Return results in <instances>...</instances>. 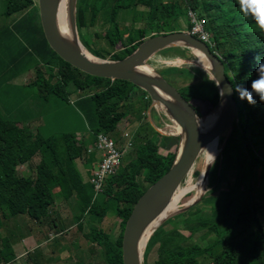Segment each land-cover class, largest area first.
<instances>
[{"label":"trees","instance_id":"trees-1","mask_svg":"<svg viewBox=\"0 0 264 264\" xmlns=\"http://www.w3.org/2000/svg\"><path fill=\"white\" fill-rule=\"evenodd\" d=\"M122 9L132 14L130 23L118 20ZM188 10L203 20L213 44L211 50L214 46L218 49L233 87L239 119L236 135L227 139L210 168L207 195L171 218L179 219L189 235L176 228L156 229L147 242L144 259L157 244L153 264H264V222H260L259 211L252 203L254 195L247 179L254 177L256 167L264 180V102L256 97L257 102L249 104L234 90L237 83L248 87L256 77L257 58L264 60V32L250 16L241 13L238 0H77L78 36L93 55L120 59L148 36L182 30L181 16H187ZM0 15L15 16L8 24L11 29L8 25L0 28V76L7 83L34 70L33 79L26 83L31 89L26 98L28 104H21L29 109L28 113L24 114L23 107L18 105L15 114L4 116L0 108V216L26 214L41 221L50 217L56 194L66 199L76 194L78 197L81 191L76 193L72 182L77 173L69 169V163L78 158H85V164L96 161L91 148L94 149L97 134L103 132L119 141V123L138 106L140 111L135 117L144 120L140 125L144 136L139 132L132 135V149L124 154L118 171L106 178L99 192L101 201H95L101 209H96L92 201L88 205L79 203L81 213L77 217L81 220L87 210L85 214L94 216L98 225L110 212L120 219L115 237L100 226L88 227L90 240L101 247L104 264H123L121 242L125 222L141 194L170 167L178 140L160 136L153 129L146 114L150 98L145 91L126 80L89 75L60 58L44 36L34 0H6ZM186 21L189 29V17ZM96 25H100V31L95 32L96 46L91 47L83 30ZM183 52L180 50V55ZM160 72L169 82L177 76L193 79L177 88L200 116V105L211 109L217 103L218 89L206 71L198 69L194 78L191 71L177 67ZM78 91L84 94L71 100ZM69 102L76 104L88 122L91 135L86 140L76 132L43 136L38 129L31 131V122L39 120L51 103L60 106ZM151 115L153 118V111ZM172 139L176 144L167 149ZM36 155L39 160L33 173H20L18 167L30 163ZM71 172L75 174L71 176ZM261 189L256 195H261L264 186ZM216 190L217 195H212ZM204 203L211 204L209 215L200 207ZM196 234L206 241L204 245L193 241ZM4 248L8 249V243L0 247V256L7 261L9 258L2 256Z\"/></svg>","mask_w":264,"mask_h":264},{"label":"water","instance_id":"water-1","mask_svg":"<svg viewBox=\"0 0 264 264\" xmlns=\"http://www.w3.org/2000/svg\"><path fill=\"white\" fill-rule=\"evenodd\" d=\"M62 0H37L39 18L44 36L50 48L73 67L92 76L111 80H126L146 92L150 98L147 116L153 129L160 136L177 138V150L168 170L153 182L134 204L123 229L121 251L123 264H144L147 242L160 222L176 191L204 149L226 131L236 126L239 107L234 100V91L228 93L231 82L225 74L221 58L205 41L186 30L161 33L146 37L137 47L120 59L93 55L80 41L76 25L77 0H66V18L69 35L64 36L58 27V10ZM92 54L90 58L83 50ZM182 47L198 54L204 60L206 71L218 89V101L208 115L200 116L177 87L171 84L159 70L149 67L148 61L165 49ZM233 88V87H232ZM224 89V95H220ZM223 101V103H222ZM157 112L166 128L155 124L151 112ZM214 115L208 128H201V120ZM228 138L225 139L222 149ZM215 161V160H214ZM214 163V162H213ZM213 163L207 162L201 179L207 180ZM199 195L190 204L180 209L184 212L198 204ZM149 232L147 239L143 242Z\"/></svg>","mask_w":264,"mask_h":264},{"label":"rangeland","instance_id":"rangeland-1","mask_svg":"<svg viewBox=\"0 0 264 264\" xmlns=\"http://www.w3.org/2000/svg\"><path fill=\"white\" fill-rule=\"evenodd\" d=\"M34 2L37 4V0H34ZM5 6H6V0H0V13L4 11ZM183 16L187 18L188 20V17L186 15H182L181 17ZM14 17H15L14 15L10 17L0 15V28L2 27L5 28V26H7L8 24L11 25L12 21L14 20ZM131 18H132V14L128 12L126 9H122V11L120 12L118 16V19L124 20L122 21L124 23H130ZM10 25H8L7 28H10ZM181 26L180 28L182 30H186V29L188 30L187 24H181ZM83 31L85 35L86 33H88L87 35L89 38H86V39L89 41V45L91 47L96 46L94 43V40H92L91 38H93L95 32L100 31V25H96L94 27L84 29ZM149 34L150 33L148 32V35ZM100 42H102V40ZM180 50L184 51L183 55H180ZM212 51H214L219 56L217 47L214 46L212 48ZM197 55L198 54H196L195 52L193 53V51L189 49L185 50L182 47H174V48H169V50L166 49V50L158 52L152 58H150L147 65L159 71H164L165 69L170 68V67H177L179 69H184L185 72L186 70H189L192 73L191 78H194L198 75V69H201V70L206 69L205 64L201 62V60L199 59L200 58L199 55L198 56ZM33 77H34V70L27 71L19 75L18 77H16L14 80L9 81L7 83H5V78L3 76H0V108L4 116H10V113L15 114L16 111L14 108L18 107V105H20V107L22 106L21 104H24L25 106H27L29 99L26 100V98L31 95V89L26 85V83L31 81ZM191 81H193V79L177 76V78H174L170 82L175 87H181L185 85L187 82H191ZM82 94H84V92H81V91L73 93L70 99L75 101L76 98H78ZM22 100H24L23 103H22ZM196 104H198L197 101H196ZM22 107H23V110H22L23 113L24 114L28 113L29 109L25 108L24 106ZM137 109H138V106L133 108V112L131 113V116L124 119L121 125L120 124L119 125L121 126L120 128H123V129L125 128L124 131L125 130L128 131L129 133H131V135H135V133L137 134V132H139L141 136H144L145 130L140 128V125H142V123L144 124V120L139 121L137 117H135L137 116L136 112L140 111ZM199 109L203 113V117L212 112L211 111L212 109H207V107L204 105H200ZM30 112H31V116L34 115L33 111H30ZM37 119L39 120H35L34 122H31L30 124L31 131L34 133L38 129L43 136H48V135L59 133V132H76L77 134H79L78 136H82L84 137V140H86V138L89 135H91L90 127L88 125L87 120L85 119L83 115V112L77 108L76 104L71 103V102L63 103L60 106H56L54 105V103H51L50 106L48 107L47 112L42 114L41 117ZM164 128L166 127L164 126L163 129ZM236 130L237 128L234 125L230 130L224 132L218 138L217 140L218 152L215 156V159L218 156H220V154L222 153V146H223L225 139L235 136ZM121 137L124 138L122 135ZM124 144H125V141L123 139H119L118 141L119 147L123 148ZM175 144H176V141L173 140V142L169 144V147H167V149L171 148L172 146H175ZM88 147L90 148V145H88ZM131 149L130 148L127 149V152H129ZM91 152L93 153V156L98 157L97 150L91 148ZM38 160H39V156L38 155L34 156L31 162L27 163V165H20L18 167V171L20 173L23 172V173L32 174ZM84 161H85V158H78L74 161V163H71V162L69 163L70 164L69 169H71V171L75 169L77 173V174H75V172L70 173L71 176L75 174L72 178L75 192L79 194L81 191L82 196L77 197V194L76 195L74 194L75 196H70L69 198L66 199L64 195L56 194V203L51 210L50 217L42 219L41 221L47 222L48 220L51 223L52 218L56 220L58 218H61L62 221L67 218L66 221L62 222V224L67 223V225L69 226L70 224L68 222H70V220L74 221L72 218L75 216L78 217L81 213L79 203H81L82 205H88L89 201H92L94 202L96 209L98 210L101 209V207L96 203L98 202V200L101 201V195L99 194V192H96L94 190L92 184L89 181V177L91 176V171H93L92 169L95 170L97 168V163L95 161L89 160L88 163L85 164V169H84V166H83ZM206 165H207L206 149H204V151L200 154V156L196 160L191 171L188 173L185 180L182 182L181 188L196 185L203 171L205 170ZM253 172H254V177L252 178L248 177L247 179L250 180V185H249L251 188L250 193L254 195V200L252 203L258 209L259 211L258 218L260 222L263 224L264 222V191L261 192L260 196L256 194L262 191L261 188L264 186V180L258 176V169L256 167H253ZM222 185L224 188L226 187L225 182ZM194 188L188 191L187 193H185L181 197L178 203V207L173 211V213L168 215L167 218L163 219L160 222V224L156 227V229L160 228L162 230L171 231L173 228H176L179 232H181L185 236L189 235L188 231L182 229L183 226H181L182 223L180 222L179 219L177 221H173L171 218L177 214L183 213V212H180L179 210L187 206L188 204H190L193 200H195L196 197L199 195V192H202L203 196H206L207 192L210 190L207 180H204L199 187H194ZM199 188H201L202 191L199 190ZM245 190L248 191L246 188ZM217 193H218V190L212 192V195H217ZM93 207L94 206L92 207L90 206V209H92ZM200 207L202 208L203 213H206L209 215V213L211 212L210 203L201 204ZM85 213H87V210L84 211V216L82 217V219L74 223L75 224L81 223L82 229L86 235L89 234L88 225H94L97 228L98 226H100L104 230L110 232L111 237L116 236V234L119 231L120 219L116 217L114 213L112 212L108 213L99 225H98V222L95 221L94 216L90 214H85ZM21 216L25 217L33 224V225L30 223L23 224L21 227L22 230L26 232L28 231V229L34 227V223L36 220L31 219L26 214H21ZM71 225L73 224L71 223ZM51 226H52V223H51ZM73 231H75L73 234H77V235L79 234L81 238V242H82L84 240L82 238L83 232L82 231L78 232L75 229V226H73ZM52 232L50 235L53 234ZM44 239H46V242H45L46 246H48L50 249H52L53 246H56L55 240H53L54 238H50V236H48L47 233L45 234V237L43 236V240ZM193 241H197L201 245H204L206 243L205 240L199 238V234H196L193 237ZM156 257H157V244L153 245V247L150 249L146 259H144L143 257V263H145L144 261H146L147 264H153ZM98 264H104V260H103L102 253H101V247L99 245H98Z\"/></svg>","mask_w":264,"mask_h":264},{"label":"crops","instance_id":"crops-1","mask_svg":"<svg viewBox=\"0 0 264 264\" xmlns=\"http://www.w3.org/2000/svg\"><path fill=\"white\" fill-rule=\"evenodd\" d=\"M181 21V24H187L185 17ZM158 119L162 123L160 115L157 112H153V120L156 125L160 126ZM122 121L119 123L120 125ZM120 125H118L120 131L119 139L126 141L125 138L121 137L126 130L124 131L125 128H120ZM98 157L95 161L96 163L98 162ZM83 164L85 169V161ZM23 165H27V163ZM81 195L79 194V196ZM66 219L62 221L61 218L57 220L52 218V226L48 220L47 222L35 221L34 227L25 232L21 229L22 225L32 223L21 216V214L10 218H2L0 216V247L8 243V249H3L2 256L9 258L6 261L0 256V264H98V244L90 240L89 234L86 235L84 233L81 223H74L78 221L77 216L72 218L74 221L70 220L68 222L69 226L67 223L62 224ZM73 226L78 232H83L82 238L84 240L82 242L79 234H73L75 232L73 231ZM51 232L53 233L52 235H50ZM46 233L55 240L56 246H53L52 249L46 246V239L43 240V236L45 237Z\"/></svg>","mask_w":264,"mask_h":264},{"label":"built area","instance_id":"built-area-1","mask_svg":"<svg viewBox=\"0 0 264 264\" xmlns=\"http://www.w3.org/2000/svg\"><path fill=\"white\" fill-rule=\"evenodd\" d=\"M187 16L189 17L190 26L187 30L191 35L205 41L210 46V38L208 32L204 28L203 20L197 18L195 13L188 10ZM166 125V123H164ZM164 125L162 127H164ZM126 139L124 147L120 148L118 142L109 134L100 132L96 136L94 149L98 152L97 168L92 171L89 181L96 192H101L107 177L115 174L121 165L122 158L133 146L132 135L128 131L123 133Z\"/></svg>","mask_w":264,"mask_h":264},{"label":"clouds","instance_id":"clouds-1","mask_svg":"<svg viewBox=\"0 0 264 264\" xmlns=\"http://www.w3.org/2000/svg\"><path fill=\"white\" fill-rule=\"evenodd\" d=\"M238 4L241 13L245 16H250L255 26L261 32H264V0H238ZM255 71L256 77L250 80L248 87L237 83L234 88L238 97L242 100H247L249 104H255L257 102L256 97H258L261 102H264V60L257 58V67ZM224 91V89H221V96L224 95ZM227 91L231 94L233 88L229 86ZM208 160L210 163H213L215 160L214 155L210 153Z\"/></svg>","mask_w":264,"mask_h":264},{"label":"bare ground","instance_id":"bare-ground-1","mask_svg":"<svg viewBox=\"0 0 264 264\" xmlns=\"http://www.w3.org/2000/svg\"><path fill=\"white\" fill-rule=\"evenodd\" d=\"M58 27L61 31V33L64 36H68L69 35V29H68V24H67V18H66V0H62L59 6V10H58ZM84 52L90 57L93 58L92 54H90L85 48H83ZM198 56V55H197ZM200 60L202 63H204V60L202 59L201 56H199ZM214 121V115H210L208 118L202 119L201 120V128H208L211 123ZM217 141H213L212 143H210L205 149H206V159L207 162H209L208 160V156L209 154H213L214 157L216 156L217 152H218V146H217ZM199 167V166H198ZM197 167V168H198ZM191 179V178H190ZM191 181V180H190ZM204 180L199 178V181L197 182L196 185L194 186H188V187H184V188H179L175 195L173 196L170 204L167 206L164 214L162 216H166L167 214H170L171 212H173L177 207H178V203L181 199V197L187 193L188 191H190L191 189H193L194 187H199L201 185V183ZM195 189V188H194ZM199 190L202 191L201 188H199ZM198 195V194H197ZM149 232L147 233L146 237H144L143 242L146 241L147 236H148Z\"/></svg>","mask_w":264,"mask_h":264},{"label":"flooded vegetation","instance_id":"flooded-vegetation-1","mask_svg":"<svg viewBox=\"0 0 264 264\" xmlns=\"http://www.w3.org/2000/svg\"><path fill=\"white\" fill-rule=\"evenodd\" d=\"M83 32V31H82ZM88 33H86V35H87ZM92 40H95L96 39V37H95V34H94V36H93V38H91ZM158 122L161 124L160 126H163L164 125V122L162 121V123H161V121L158 119Z\"/></svg>","mask_w":264,"mask_h":264}]
</instances>
